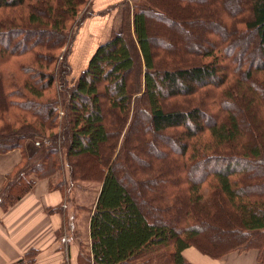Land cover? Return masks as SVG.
<instances>
[{"label":"trees","instance_id":"trees-1","mask_svg":"<svg viewBox=\"0 0 264 264\" xmlns=\"http://www.w3.org/2000/svg\"><path fill=\"white\" fill-rule=\"evenodd\" d=\"M86 1L0 0V153L19 150L22 157L13 182L3 190L5 204L32 188L30 175H54L60 156L71 182L96 180L80 173L78 165L80 158H96L100 189L89 218L91 264H189L183 251L190 247L213 258L250 248L263 254L264 147L246 112L264 126V0H248L246 14L227 15L222 25L232 32L234 24L255 32L263 60L258 66H237L230 44L235 33L224 32L212 34L216 42L196 64L157 71L156 64L164 58L171 63L174 56L164 49L156 56L149 20L171 24L166 21L175 15L169 6L198 8L209 0H138L124 3L120 30L99 44L75 75L68 37ZM163 101L172 108L165 110ZM188 103V111L173 107ZM132 130L140 138L134 144ZM164 134L175 138L177 154L149 167L126 164L125 156L148 147L147 138ZM33 140L36 146L28 156L25 142ZM231 150L241 156L227 154ZM110 162L121 173L137 174L138 186L152 199V213L180 206L178 228L146 217ZM170 170L168 177L175 181L157 192ZM62 185L50 183L52 189ZM214 223L229 226L233 233L224 238L237 242L213 246L217 252L210 253L195 240Z\"/></svg>","mask_w":264,"mask_h":264},{"label":"rangeland","instance_id":"rangeland-1","mask_svg":"<svg viewBox=\"0 0 264 264\" xmlns=\"http://www.w3.org/2000/svg\"><path fill=\"white\" fill-rule=\"evenodd\" d=\"M93 0H87L84 7L82 8L81 12L78 15V18L76 22L72 25L71 30L69 32L68 37V43H69V53H68V60L71 62L72 57H75V53L77 52L78 56V62H82L84 60V57L87 60L86 54L87 50L78 45V42L80 41L79 38V30L82 25V23L85 20H88L92 17V10H91V4ZM207 1V0H206ZM247 1L248 0H209L208 2H205V4L200 5L201 7L195 8L193 5L181 8L179 4L176 5V8L173 10L172 6H167L168 10H172V14L175 16H172V20L167 19V22H171L173 24L172 27L169 26V24L161 23V21L155 22L152 24L149 20V41L150 46L157 51V55L159 56L158 50L164 51V54L174 56L171 63L167 62V60L164 58L162 61H160L158 64H156V70L163 69H169V68H184L186 66H191L193 64H196L198 62L199 55L208 47H210V44H214L217 38L214 39L215 35L220 36L222 33H235L234 39L231 41L232 47H234L232 50V56L235 57L237 66L242 67H251L254 63H256V66L258 64H261L263 62L261 58V52L258 46L256 45V38H255V32L248 30V31H240L237 30L238 28L236 25H231L232 30L227 28L228 26H222L223 22L225 20V16L227 15H242L243 13H247ZM212 3V5H210ZM131 5V3H129ZM215 6V8L211 6ZM209 5V6H208ZM192 7V8H191ZM171 8V9H170ZM178 8V10H177ZM181 8V9H180ZM213 8V9H212ZM218 8L217 10H214ZM220 9V10H219ZM180 10V11H179ZM174 11V12H173ZM217 13L214 14V12ZM219 11V12H218ZM170 13V15H172ZM214 16V17H213ZM223 16V17H220ZM218 18V19H217ZM221 18V19H220ZM245 18V17H244ZM241 18L238 22L244 23L245 19ZM220 19V20H219ZM224 19V20H223ZM170 24V25H171ZM165 25V26H164ZM224 27V28H222ZM223 29V30H222ZM225 29V31H224ZM240 31V32H239ZM215 35H212V34ZM175 34V36H172ZM241 34V35H240ZM238 35H240L238 38ZM41 36H45L42 34ZM236 37V38H235ZM229 44V43H228ZM188 57V58H186ZM193 57V58H191ZM235 63V64H236ZM72 66V65H71ZM72 68V67H71ZM61 68L56 72L57 78H56V84L60 81V73ZM243 72V71H242ZM132 76V75H130ZM129 76V78H130ZM128 80V77L127 79ZM57 87V85H56ZM165 110L168 108H172L169 104H165L164 101L162 102ZM233 106V105H232ZM173 107H179L178 110L181 111H188L190 108V104H177V106ZM227 108H232L231 104ZM205 115V114H204ZM203 115V118H204ZM246 117L250 124H253L256 132H257V139L260 141L262 146L264 147V138L263 134L260 133V130L264 132V126L260 119L252 118V115L250 112H246ZM107 118V117H105ZM144 122L139 121V124L143 127L142 124ZM256 123V124H255ZM141 127V128H142ZM136 129L137 127H133V129ZM263 128V129H262ZM139 130V127L137 128ZM124 130V129H123ZM145 131L144 134L148 133L150 130V126ZM112 131V130H111ZM123 132V131H122ZM138 131L132 130L131 134V143H135L139 141L140 139L138 137ZM122 138V136H121ZM149 140V141H148ZM147 141L149 142L148 147L145 150H140L138 153L127 155L124 161L127 165L130 166L136 163V164H144V166L148 167L150 166V162L154 161H164V158L168 155H172V153L177 154L179 151L177 149H173V145L175 144V138L168 134H164L161 137H156L153 135L150 139L147 138ZM36 141H28L25 142L26 146L25 152L28 156L33 153L36 144L34 143ZM118 140V144H119ZM24 144V145H25ZM141 144V143H138ZM139 146V145H138ZM231 149L234 148L233 146L230 147ZM169 150V151H168ZM171 151V152H170ZM103 152V148L101 149V153ZM170 152V153H168ZM30 154V155H29ZM229 155L234 156H241L239 154H234L231 150V152L227 153ZM59 161V168L58 165L55 166L56 170L54 175L48 176L50 177L51 184H55L58 181H61L62 190L65 192L64 197V203H67L66 214L68 217H72L73 221V231L75 234L79 236L80 239V249L84 251L85 253H88V246H89V218L91 216V213L93 212V204L97 198V195L99 193L100 189V183L97 182L99 171V161H97L96 158H80L78 165H80L81 172L84 174V176L89 177V179L96 178V180L91 181H73L71 182L69 180V174L68 170L66 168V164L62 161L65 159L63 156H60ZM230 159V158H229ZM231 159H234L231 157ZM101 160L104 161V153L101 154ZM62 161V162H61ZM110 162L109 164H111ZM117 171V176L120 182L123 184V186L129 191V193L132 195L133 199L138 203L140 208L143 210V213L146 215V217H150V220L152 222H158L159 224H167L173 229H177L180 225L181 221L179 216H181V208L180 206H177L175 210L173 211L175 206L167 207V211L161 212L159 214H154L148 209V205H150L152 199L148 196L147 190L142 189L138 186L136 181V175L135 172L132 173L130 171V174H124L121 173L118 170V167L116 164H111ZM130 169V167H129ZM148 169H154L153 167L147 168ZM146 170L144 172L146 173ZM149 170V171H150ZM59 171V172H58ZM148 171V177H154V175L149 174ZM170 176H173L172 171L164 173L165 178L160 180V185L156 187L154 184L153 186L157 188V192L162 190V188H167L170 183L172 184L174 180L171 179ZM135 175V176H134ZM145 175V174H144ZM59 179V180H58ZM177 179V178H176ZM178 181V179H177ZM262 180H258L260 184ZM71 183V184H70ZM163 183V184H162ZM164 183L166 186L164 187ZM156 191V190H155ZM68 195V199H67ZM81 208V209H80ZM71 220V219H69ZM209 231L202 228L204 231L203 237L195 240V243L205 251H208L210 253H214L217 251L213 250V246H216L217 248H224L229 245H234L236 240L235 238H224V235L226 234H232L231 229L229 226L224 225V227L219 226L218 224L214 223L213 225H210ZM71 231V230H70ZM72 235V234H71ZM195 249V248H194ZM200 254H203L199 250L195 249ZM234 252V251H233ZM213 258L212 256H208ZM190 264V263H189Z\"/></svg>","mask_w":264,"mask_h":264},{"label":"crops","instance_id":"crops-1","mask_svg":"<svg viewBox=\"0 0 264 264\" xmlns=\"http://www.w3.org/2000/svg\"><path fill=\"white\" fill-rule=\"evenodd\" d=\"M136 1H92V17L82 23L78 38V45L87 50V60L84 57L78 62L75 53L70 63L75 75L98 45L120 30L124 3ZM21 160L19 150L0 153V264H91L90 243L88 253L80 249L79 236L72 228L73 215L66 214L65 192L52 189L50 177L30 175L32 188L16 202L5 204L3 190L13 182ZM183 257L190 264H264V253L254 248L211 258L190 247L183 251Z\"/></svg>","mask_w":264,"mask_h":264}]
</instances>
